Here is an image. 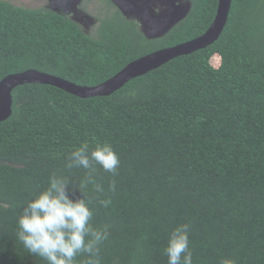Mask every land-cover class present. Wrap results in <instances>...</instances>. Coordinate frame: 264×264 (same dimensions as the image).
<instances>
[{"label": "trees", "instance_id": "obj_1", "mask_svg": "<svg viewBox=\"0 0 264 264\" xmlns=\"http://www.w3.org/2000/svg\"><path fill=\"white\" fill-rule=\"evenodd\" d=\"M100 1L91 35L47 6L0 0V79L36 69L99 84L144 54L202 34L218 0H190L187 14L156 38ZM12 102L0 122V264H46L16 238L17 218L54 172L71 180L73 199L83 198L75 185L87 170L65 165L85 142L109 144L120 161L116 175L96 166L102 193L81 188L93 227L108 226L100 264H167L164 247L182 224L190 225L192 264H264V0H232L212 44L109 95L28 83L12 90Z\"/></svg>", "mask_w": 264, "mask_h": 264}, {"label": "clouds", "instance_id": "obj_2", "mask_svg": "<svg viewBox=\"0 0 264 264\" xmlns=\"http://www.w3.org/2000/svg\"><path fill=\"white\" fill-rule=\"evenodd\" d=\"M119 163V157L107 143L90 149L85 142L71 151L65 167L87 170L84 180L75 185L83 198L73 199L71 180L52 173L47 186L26 201L17 218L16 238L27 253L42 258L46 264H77V257L81 255L86 256L83 264H100V245L109 238V230L108 226L93 227L91 200L85 198L81 188L91 184L96 192L102 193V185L94 179L96 166L116 175ZM115 187L113 181L109 191L114 192ZM98 203L107 208L111 200L100 199ZM189 231V224L171 231L164 247L167 264H192ZM221 264H232V261L225 259Z\"/></svg>", "mask_w": 264, "mask_h": 264}, {"label": "water", "instance_id": "obj_3", "mask_svg": "<svg viewBox=\"0 0 264 264\" xmlns=\"http://www.w3.org/2000/svg\"><path fill=\"white\" fill-rule=\"evenodd\" d=\"M47 6L54 11L68 16L79 24V21L72 16L73 7L81 0H49ZM127 18H133L140 25L138 28L147 38H156L166 33L173 25L185 16L190 8V0H187L188 8L182 12L179 6L174 9L168 8L163 11V15L149 14V6L144 2L141 6L145 8L148 13H143L144 17L138 20L136 17H130V13H126L121 6L120 0H111ZM137 2V0H132ZM170 6L174 4V0H165ZM232 0H218L214 17L207 27V29L200 35L189 40L174 44L172 46L160 48L144 54L130 62L115 74L104 80L103 82L92 85H80L72 81L66 80L62 77L53 74L39 71L36 69H26L24 71L10 73L0 79V122L10 117L12 113V90L23 84L28 83H42L58 87L70 94L81 98L92 96L109 95L121 88L125 83L134 77L145 74L146 72L155 69L172 58L179 55L192 53L198 49L205 48L212 44L222 32L228 18ZM80 9V8H79ZM80 25V24H79ZM81 26V25H80ZM82 27V26H81ZM83 29V28H82Z\"/></svg>", "mask_w": 264, "mask_h": 264}, {"label": "rangeland", "instance_id": "obj_4", "mask_svg": "<svg viewBox=\"0 0 264 264\" xmlns=\"http://www.w3.org/2000/svg\"><path fill=\"white\" fill-rule=\"evenodd\" d=\"M8 1L15 5H20L30 8L48 6L50 3L49 0H8ZM139 1L134 2L132 0H120V3L122 4L121 6L124 8L125 12L130 13L129 14L130 17L132 16L136 17L138 22L142 17H144L143 13H148V11L141 6L142 4H144L143 0H139ZM80 2L74 5L73 7L74 11L72 13V16L75 17L76 19L78 18L77 20L79 21V24L82 26L83 30L86 33L91 35H96V29L98 24L97 16L102 15L101 13L102 10L101 8H99L100 2L98 4V2L94 1L93 3H91V5L89 6L86 5L84 9H79ZM173 2L174 4L170 6V4H168L165 0H163L160 6L157 5L158 8L155 7L156 4L148 5L149 6L148 10L150 11L149 14L156 16L163 15L162 13L164 9H168V8L174 9L177 6H179V9L180 8L182 9V12L186 11V9L188 8L187 0H174ZM212 62L213 64L217 65L219 62V57L217 55L213 56Z\"/></svg>", "mask_w": 264, "mask_h": 264}, {"label": "flooded vegetation", "instance_id": "obj_5", "mask_svg": "<svg viewBox=\"0 0 264 264\" xmlns=\"http://www.w3.org/2000/svg\"><path fill=\"white\" fill-rule=\"evenodd\" d=\"M94 1H96V2H98V4H99V2H100V6H99V8H101L102 7V5H104L100 0H81V2H80V4H79V8L80 9H84V7H86V5L87 6H89V5H91V3H93ZM139 0H137V2H138ZM163 0H143V3L144 2H146V3H148V4H156L155 5V7L156 8H158V6H160L161 5V2H162ZM140 2V1H139ZM158 5V6H157ZM97 6V5H96ZM166 9H164L163 11H165ZM98 17V16H97ZM184 17V16H183ZM98 19V21H99V18H97ZM128 19H131V20H134L133 18H128ZM136 23H137V21H135ZM138 24V23H137ZM138 26H139V24H138Z\"/></svg>", "mask_w": 264, "mask_h": 264}]
</instances>
